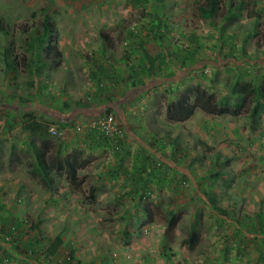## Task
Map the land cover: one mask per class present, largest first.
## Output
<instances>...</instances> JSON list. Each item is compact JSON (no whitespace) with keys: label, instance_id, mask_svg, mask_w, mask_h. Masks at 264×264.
<instances>
[{"label":"rangeland","instance_id":"374dc122","mask_svg":"<svg viewBox=\"0 0 264 264\" xmlns=\"http://www.w3.org/2000/svg\"><path fill=\"white\" fill-rule=\"evenodd\" d=\"M263 81L264 0H0L2 130L34 112L78 165L0 140L29 188L0 191V264H264V99L234 93ZM192 86L238 112L171 119Z\"/></svg>","mask_w":264,"mask_h":264},{"label":"trees","instance_id":"16d2710c","mask_svg":"<svg viewBox=\"0 0 264 264\" xmlns=\"http://www.w3.org/2000/svg\"><path fill=\"white\" fill-rule=\"evenodd\" d=\"M144 51L150 60L151 65H154V57L149 52L147 48L144 47ZM234 93L237 96L236 98V104L235 105H241L242 102L246 99V97H252L255 96L257 104L261 105L263 102H261L262 98L264 99V81H263V87H255L251 86V84H243L239 87L234 88ZM235 105H229L223 101L222 97L215 98L213 93L209 92L208 90L202 88L201 86H192L188 93L181 94L177 102H172L167 107V114L171 119L174 120H183L187 118L189 115L193 113V111L196 108H199L207 113L212 114H222V113H231L236 114L238 112V109L235 108ZM258 106V105H256ZM176 110L179 112L180 115H176L172 112V110ZM257 108L254 107L252 110V113L254 114L256 112ZM51 123L47 120H43L36 116L34 112H24L23 114V121H22V127L24 129H27L31 135H37L41 139H44V148L47 153L49 151V139L47 138L49 136V128ZM31 149L36 150L38 153V161L39 166L36 169L43 174V176H47L51 173V171H63L68 170V173L72 176V179H75L77 177L78 173V165L75 163L74 160L65 159V164H62V161L60 159H57L55 161L54 157L46 158L45 152L44 154L40 152V150L37 149V147L34 146L33 143H31ZM59 152V151H58ZM52 157V156H51ZM66 165V166H64ZM63 239L60 235H56L54 239L49 243L46 249L47 255L55 254L57 249L62 244ZM263 253H260L259 260L262 259Z\"/></svg>","mask_w":264,"mask_h":264},{"label":"crops","instance_id":"0c3cea01","mask_svg":"<svg viewBox=\"0 0 264 264\" xmlns=\"http://www.w3.org/2000/svg\"><path fill=\"white\" fill-rule=\"evenodd\" d=\"M4 125L0 122V140H2L3 143L9 144L8 146L12 148V150L20 149L23 147L31 148V143H33V135L30 134V132L27 129H24L22 127V124L12 126V127H4V131L2 130ZM13 155V154H12ZM14 162L18 164L20 167V163L18 159H13L10 162L11 168L8 169L7 167L2 168L0 167V191H3L7 187H11L13 190H21L22 187H24V190H29V188L26 185L22 186V183L20 182V174H22V170H17L16 168H13ZM15 167V166H14ZM16 171H15V170ZM8 180H4L5 177H10ZM61 196L56 198V194H50V196H53L54 202H66L67 201V190L66 189H60ZM56 198V199H55ZM53 255V254H52ZM52 255H47L48 258L52 257Z\"/></svg>","mask_w":264,"mask_h":264},{"label":"built area","instance_id":"2783aa9c","mask_svg":"<svg viewBox=\"0 0 264 264\" xmlns=\"http://www.w3.org/2000/svg\"><path fill=\"white\" fill-rule=\"evenodd\" d=\"M110 120H111V117H109V118L107 119L108 124L110 123Z\"/></svg>","mask_w":264,"mask_h":264}]
</instances>
